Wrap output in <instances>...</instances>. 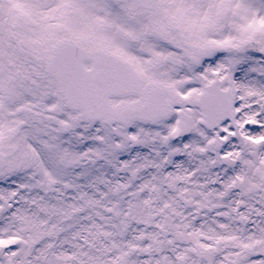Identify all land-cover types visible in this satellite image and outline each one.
<instances>
[{
	"label": "snow or ice",
	"instance_id": "1",
	"mask_svg": "<svg viewBox=\"0 0 264 264\" xmlns=\"http://www.w3.org/2000/svg\"><path fill=\"white\" fill-rule=\"evenodd\" d=\"M0 264H264V0H0Z\"/></svg>",
	"mask_w": 264,
	"mask_h": 264
}]
</instances>
